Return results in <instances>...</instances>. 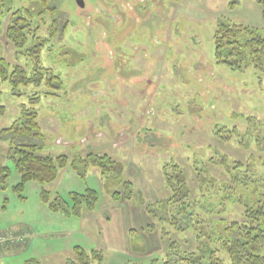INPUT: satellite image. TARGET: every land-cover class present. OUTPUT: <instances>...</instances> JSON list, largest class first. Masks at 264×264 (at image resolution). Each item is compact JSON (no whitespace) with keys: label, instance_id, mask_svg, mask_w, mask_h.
<instances>
[{"label":"rangeland","instance_id":"rangeland-1","mask_svg":"<svg viewBox=\"0 0 264 264\" xmlns=\"http://www.w3.org/2000/svg\"><path fill=\"white\" fill-rule=\"evenodd\" d=\"M31 1L0 0V58L33 76L34 61L18 57L6 35L12 10ZM55 1L61 11L58 34L45 40L40 82L15 88L0 77L7 108L0 129L12 125L24 108L36 111L44 134L41 154L68 158L57 179L45 185L51 199L59 195L72 207L75 193L91 189L99 200L94 211L83 209L77 216L73 209L52 211L38 182H28L19 194L14 188L20 173L9 141L0 139V166L11 169L6 185L0 184V235L10 239L0 241V264L31 258L67 264L76 246L101 249L102 264H151L173 241L196 250L187 229L191 223L180 221L177 229L147 212L169 196L164 173L172 162L185 171L192 200L205 190L201 178L214 177L223 186L218 195L213 191L217 199L200 202L209 230L220 219L242 220L253 190L238 189L236 179H264V143L257 144L264 140V72L219 63L214 35L220 19L264 34L263 7L256 0H83L84 6ZM51 22V16L38 22L45 37ZM52 74L60 79L51 84ZM89 154L109 156L122 172L83 163L80 171L74 168ZM234 161L243 166L227 171L225 162ZM114 191L128 197L113 200ZM224 196L229 198L220 205ZM20 236L23 240L13 243Z\"/></svg>","mask_w":264,"mask_h":264},{"label":"trees","instance_id":"trees-1","mask_svg":"<svg viewBox=\"0 0 264 264\" xmlns=\"http://www.w3.org/2000/svg\"><path fill=\"white\" fill-rule=\"evenodd\" d=\"M256 1L263 7L264 19V0ZM11 14L12 18L7 27L6 35L16 48L18 57L22 54L30 56V59L35 63L36 71L33 76H30L27 69L22 65L11 64L4 57H1L0 77L3 80H10L13 87L17 88L20 85H28L32 82L38 83L42 79L44 67L40 64L41 51L46 38L54 39L57 37L56 29L58 23H60L61 11L55 0H32L28 6L15 11L12 10ZM37 16L38 19L36 20ZM48 16L52 17V22L48 26L50 35L45 37L40 33L38 22L45 20ZM67 24L68 21L63 24L61 31L68 27ZM214 42L215 55L219 63H224L236 71L255 68L260 72H264L263 30L258 27L220 19L214 35ZM56 79H60V77L52 74L48 76L47 82L52 84ZM1 101L0 92V117L7 112L6 106ZM43 138L44 134L38 121V113L27 108L23 109L20 117L12 125L0 129V139L9 141L10 157L20 173V181L15 186V191L20 194L24 191L28 182H38L43 186L42 199L52 211L70 214L71 209H73V213L77 216L83 214V209L94 211L99 200V195L95 190L88 189L87 194L75 193L72 207H69V203L59 195L51 199V192L45 188V185L57 179L60 169L68 165V158L64 155L53 157L41 154ZM262 142L264 143V140H258L257 144L260 145ZM81 163L85 167L90 164L100 166L104 172H122V165L113 161L107 155L93 158L89 154L88 158L74 162V168L79 170V164ZM224 166L227 171H230V168L239 169L243 166V163L234 161L230 165L225 162ZM10 174L11 169L9 166H0L1 185H6V180ZM164 175L170 194L165 199L151 204L147 212L154 218L160 216L159 220L163 224L168 223L177 229L180 221L191 223L187 229L193 232L197 248L192 251L184 250L178 242L173 241L165 255L161 258H153L151 264H264V179H253L251 181L245 178L236 179L238 189L243 188V191L246 192L250 188L253 190L250 193L253 197L252 200L249 204L244 205L243 219H220L216 223L217 225H213L209 230L207 220L203 217L201 219V214L198 211L200 202L213 196L217 199L213 191H216L218 195L223 186L217 180L215 183L214 177L210 179L201 178V188L205 190L200 195L201 199L196 201L191 199L188 179L180 164L176 162L167 164ZM241 184L243 185L241 186ZM239 192L243 196L240 190ZM233 193L236 195L234 191L230 194ZM111 197L113 200L118 201L128 196L122 195L119 191H114L111 193ZM227 198L229 197H221V200H219L220 205L225 204L223 201ZM217 206L219 207V205ZM223 209L222 212L226 211V208ZM213 211L211 209L206 212L209 220L212 219ZM221 211L216 212L219 214ZM165 233L167 234L168 231H165ZM140 250L141 253L145 252L142 247ZM104 257V252L101 249L86 250L81 246H76L75 258L67 264H102ZM24 264L42 263L36 258H31L26 260Z\"/></svg>","mask_w":264,"mask_h":264},{"label":"water","instance_id":"water-1","mask_svg":"<svg viewBox=\"0 0 264 264\" xmlns=\"http://www.w3.org/2000/svg\"><path fill=\"white\" fill-rule=\"evenodd\" d=\"M77 2H78V4H79L80 6H84V1H83V0H77Z\"/></svg>","mask_w":264,"mask_h":264},{"label":"built area","instance_id":"built-area-1","mask_svg":"<svg viewBox=\"0 0 264 264\" xmlns=\"http://www.w3.org/2000/svg\"><path fill=\"white\" fill-rule=\"evenodd\" d=\"M4 240H5V238H4V237H1V238H0V241H4Z\"/></svg>","mask_w":264,"mask_h":264}]
</instances>
